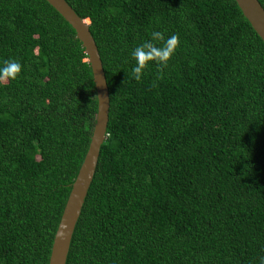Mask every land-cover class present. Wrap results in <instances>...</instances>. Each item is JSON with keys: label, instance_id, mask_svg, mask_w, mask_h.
I'll return each mask as SVG.
<instances>
[{"label": "trees", "instance_id": "16d2710c", "mask_svg": "<svg viewBox=\"0 0 264 264\" xmlns=\"http://www.w3.org/2000/svg\"><path fill=\"white\" fill-rule=\"evenodd\" d=\"M109 90L106 140L65 264H260L264 43L234 0H65ZM264 9V0H258ZM176 33L167 67L132 49ZM0 264H48L97 112L91 69L45 0H0Z\"/></svg>", "mask_w": 264, "mask_h": 264}, {"label": "water", "instance_id": "95a60500", "mask_svg": "<svg viewBox=\"0 0 264 264\" xmlns=\"http://www.w3.org/2000/svg\"><path fill=\"white\" fill-rule=\"evenodd\" d=\"M71 26L81 43L91 69L97 100V112L90 142L77 176L71 185L57 230L48 264H65L73 232L96 171L100 149L106 140L110 98L105 72L97 45L86 20H82L65 0H45ZM243 17L264 43V9L258 0H234Z\"/></svg>", "mask_w": 264, "mask_h": 264}, {"label": "clouds", "instance_id": "9594fccd", "mask_svg": "<svg viewBox=\"0 0 264 264\" xmlns=\"http://www.w3.org/2000/svg\"><path fill=\"white\" fill-rule=\"evenodd\" d=\"M179 45L178 34L172 33L165 36L164 32L152 31L150 38L143 40L131 51V59L134 61L131 67L132 77L140 81L146 69L152 64L161 68L167 67ZM22 68L21 62L15 58H9L0 63V87L5 86L9 81L16 80L22 73ZM260 264H264V258H261Z\"/></svg>", "mask_w": 264, "mask_h": 264}]
</instances>
